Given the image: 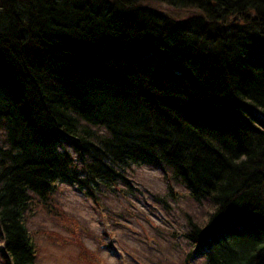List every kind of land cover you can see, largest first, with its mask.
<instances>
[{
    "label": "trees",
    "instance_id": "1",
    "mask_svg": "<svg viewBox=\"0 0 264 264\" xmlns=\"http://www.w3.org/2000/svg\"><path fill=\"white\" fill-rule=\"evenodd\" d=\"M134 164L206 209L178 264H264V0H0V264H38L60 185L98 206Z\"/></svg>",
    "mask_w": 264,
    "mask_h": 264
},
{
    "label": "rangeland",
    "instance_id": "2",
    "mask_svg": "<svg viewBox=\"0 0 264 264\" xmlns=\"http://www.w3.org/2000/svg\"><path fill=\"white\" fill-rule=\"evenodd\" d=\"M168 8L161 9L175 17L187 15ZM129 179V186H118L98 206L60 185L50 202L56 218L49 212L28 218L38 264H178L179 253L187 250L186 213L202 217L205 207L190 204L175 185L169 192L159 170L134 164Z\"/></svg>",
    "mask_w": 264,
    "mask_h": 264
}]
</instances>
